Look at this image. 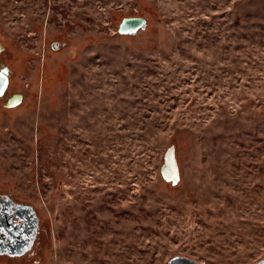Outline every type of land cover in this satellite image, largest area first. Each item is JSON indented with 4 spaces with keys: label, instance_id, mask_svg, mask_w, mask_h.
<instances>
[{
    "label": "rangeland",
    "instance_id": "obj_1",
    "mask_svg": "<svg viewBox=\"0 0 264 264\" xmlns=\"http://www.w3.org/2000/svg\"><path fill=\"white\" fill-rule=\"evenodd\" d=\"M0 70V264L264 259V0H0Z\"/></svg>",
    "mask_w": 264,
    "mask_h": 264
},
{
    "label": "flooded vegetation",
    "instance_id": "obj_2",
    "mask_svg": "<svg viewBox=\"0 0 264 264\" xmlns=\"http://www.w3.org/2000/svg\"><path fill=\"white\" fill-rule=\"evenodd\" d=\"M18 99L17 96H11L8 103L15 104ZM38 220V215L31 206L0 193V244L10 246L8 250L19 252L29 249L39 232Z\"/></svg>",
    "mask_w": 264,
    "mask_h": 264
},
{
    "label": "water",
    "instance_id": "obj_3",
    "mask_svg": "<svg viewBox=\"0 0 264 264\" xmlns=\"http://www.w3.org/2000/svg\"><path fill=\"white\" fill-rule=\"evenodd\" d=\"M120 32L121 33H132L135 32L138 28L146 27V23H144V20L142 18L136 17V18H127L121 23ZM6 70H0V95H2L7 87L9 86V76L6 73ZM162 173L166 179H173L174 181H178L179 178V165L177 164L176 157H175V151L173 148L168 149V153L166 155L165 164L162 167ZM7 248H11L10 246H6L5 244H0V253H7L8 255L15 254H22L26 250L19 251V252H13V250H8ZM168 264H204V263H198L197 261H194L188 257L183 256H174L171 258V260L168 262ZM256 264H264V259L260 260Z\"/></svg>",
    "mask_w": 264,
    "mask_h": 264
},
{
    "label": "snow or ice",
    "instance_id": "obj_4",
    "mask_svg": "<svg viewBox=\"0 0 264 264\" xmlns=\"http://www.w3.org/2000/svg\"><path fill=\"white\" fill-rule=\"evenodd\" d=\"M0 231H2V230H0Z\"/></svg>",
    "mask_w": 264,
    "mask_h": 264
}]
</instances>
